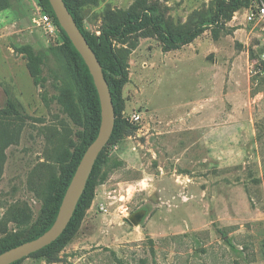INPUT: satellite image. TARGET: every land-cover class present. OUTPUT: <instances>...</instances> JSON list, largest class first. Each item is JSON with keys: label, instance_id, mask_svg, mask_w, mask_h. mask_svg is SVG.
Wrapping results in <instances>:
<instances>
[{"label": "rangeland", "instance_id": "obj_1", "mask_svg": "<svg viewBox=\"0 0 264 264\" xmlns=\"http://www.w3.org/2000/svg\"><path fill=\"white\" fill-rule=\"evenodd\" d=\"M67 2L91 36L151 8L200 34L170 51L150 27L113 40L127 78L89 206L18 264H264V21L247 19L264 0ZM43 14L0 0V251L40 231L85 145L72 56ZM21 47L42 55L44 88Z\"/></svg>", "mask_w": 264, "mask_h": 264}, {"label": "trees", "instance_id": "obj_2", "mask_svg": "<svg viewBox=\"0 0 264 264\" xmlns=\"http://www.w3.org/2000/svg\"><path fill=\"white\" fill-rule=\"evenodd\" d=\"M63 1L69 13L73 17L78 29L80 30L81 34L87 41L89 47L94 52L98 62L100 63L102 67L103 76L108 84V88L110 91L115 116H117L119 112L118 103H119L120 88L126 82L127 74L123 67L122 62L120 61V59L118 58V56L115 54L113 50V47H112L113 40L123 39L144 28L150 27L154 35L163 44V48L165 50L170 51V50H176L181 46L190 44L200 34V30L198 28L190 32H186V33H180V34L170 33L168 30L165 29L163 25V21L157 15L156 10L151 8L138 15H129L127 19L121 25H118L115 27H104L102 28L98 36H91L88 33V31H86L83 23L81 22L79 17L76 15V13L72 10L67 0H63ZM39 2L45 14H47L52 19L54 25L59 29L63 37V40H64V47L70 52L72 56L74 69H75V77L79 85L78 102L80 106L82 107V109L84 110V116H85V124H86L85 145L79 151V153L75 156L74 161L70 167V170L65 176L62 186L60 188V191L58 192L56 196L53 212L50 215V217L45 221L40 231L34 237L30 239H27L25 241H20L14 245H11L1 250L0 254L24 242L36 239L37 237L45 233L52 226L56 218V215H57L60 203L62 201V198L64 196V193L81 160V157L83 156L87 147L97 137L99 127H100V106H99L98 96H97L95 87L93 85L92 78L88 72V69L85 66L80 55L77 53V51L72 46L70 40L68 39L64 31L60 28L48 0H39ZM251 7H254V6H251ZM16 51L21 54H24L27 60L28 71L30 73V76L34 80L35 85L41 88H44L45 79L42 76V69H41V66L43 64L42 55L40 53L34 52L29 47L17 48ZM116 133H117V130L114 124L111 138L114 135H116ZM99 162H100V155L98 156L94 164L92 173L88 179L85 190L78 201L73 217L71 221L69 222L67 228L65 229L64 233L54 243H52L51 245L45 247L44 249L40 251H45V250L50 249L67 232L73 230L76 227V225L79 223V221L81 220L82 216L84 215L90 203L91 191H92L91 190L92 189V185H91L92 178H93L96 168L98 167ZM20 261L13 263V264H18Z\"/></svg>", "mask_w": 264, "mask_h": 264}, {"label": "water", "instance_id": "obj_3", "mask_svg": "<svg viewBox=\"0 0 264 264\" xmlns=\"http://www.w3.org/2000/svg\"><path fill=\"white\" fill-rule=\"evenodd\" d=\"M55 18L72 46L80 55L95 87L100 106V127L95 140L87 147L64 193L52 226L41 236L24 242L0 254V264L16 263L54 243L65 231L82 196L94 164L111 138L115 114L108 84L94 52L78 29L63 0H48ZM142 213L129 218L133 225L141 220Z\"/></svg>", "mask_w": 264, "mask_h": 264}, {"label": "built area", "instance_id": "obj_4", "mask_svg": "<svg viewBox=\"0 0 264 264\" xmlns=\"http://www.w3.org/2000/svg\"><path fill=\"white\" fill-rule=\"evenodd\" d=\"M247 19L249 21H251V22H254V21L258 20V19L264 21V4H257L256 6L251 7L249 9ZM40 22L42 24H44V25L49 26V28L51 30H53V28L55 27L52 19L47 14H43L40 17ZM263 25H264V23H263ZM262 30L264 31V26H263ZM261 42L264 45V35L262 36ZM262 57H263V60H264V54H263ZM130 120L133 121V122H137V121L140 120V115L137 114V113H132L130 115Z\"/></svg>", "mask_w": 264, "mask_h": 264}]
</instances>
